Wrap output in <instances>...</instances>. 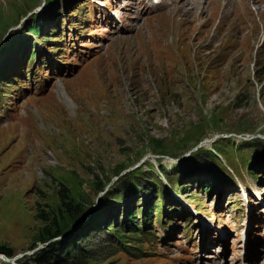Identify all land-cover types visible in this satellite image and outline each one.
<instances>
[{"label": "rangeland", "instance_id": "374dc122", "mask_svg": "<svg viewBox=\"0 0 264 264\" xmlns=\"http://www.w3.org/2000/svg\"><path fill=\"white\" fill-rule=\"evenodd\" d=\"M73 1L0 0V56L6 40L13 37L15 45L6 43L10 62L0 67V246L22 264L48 240L75 242L70 227L81 212L71 220L62 199L85 207V220L95 214L106 228V215L94 211L110 202L109 192L118 205L109 233L118 228L130 239L120 225L127 215L116 182L141 170L156 173L177 198L166 202L174 212L163 226L152 224L157 239L167 238L159 242L144 232L116 249L100 230L77 252L74 244L63 264H264V151L255 180L243 165L252 150L239 149L243 139L264 141V0H171V7L163 0L160 10L133 22L136 4L128 10L122 0H103L119 6L117 22L126 26L119 32L104 25V7L91 25L84 1ZM43 18L30 43L20 45L26 27ZM32 45L47 57L39 81L24 77ZM216 140L227 149L216 153L222 163L233 160L241 174L229 168L233 180L223 173L225 180L217 178L208 192L187 181L191 197H184L159 164L170 172L198 148L212 150ZM184 203L192 215L175 212ZM44 217L65 232L40 241L49 226Z\"/></svg>", "mask_w": 264, "mask_h": 264}, {"label": "trees", "instance_id": "16d2710c", "mask_svg": "<svg viewBox=\"0 0 264 264\" xmlns=\"http://www.w3.org/2000/svg\"><path fill=\"white\" fill-rule=\"evenodd\" d=\"M54 1V0H53ZM66 1V0H65ZM56 4V3H55ZM57 6V5H56ZM58 9L50 10L48 13V18L50 19L52 15H54V12H56ZM58 12V11H57ZM47 22L45 18H43L42 21H40L39 24H35V22H31L26 28L27 33H24L20 39L19 44L21 45V42L23 41L28 45L30 43V36L29 35H35L38 32L39 27L41 26V23ZM56 29V30H55ZM51 32H54V35L52 37L58 36V28L55 27ZM7 37V36H6ZM19 37V36H18ZM36 40V38H34ZM13 45L14 38L11 37L4 43V49L1 51L3 56V60L0 62V67H5L10 62V58L8 59L7 53L9 51L8 47L6 46ZM18 44V45H19ZM17 45V46H18ZM25 46V47H26ZM15 48V45H13ZM0 56V57H1ZM33 54H30V58H33ZM5 58V59H4ZM13 60V59H12ZM16 61V58L13 62ZM0 69V73H1ZM1 80V79H0ZM3 80V79H2ZM216 144H213L212 150L208 148H198L196 151L190 153L186 158L178 160L174 164V168L167 172L163 169L161 164H159V169L161 172H164V176L166 181L170 184H176L178 186L177 190L180 194H184V197L190 198V190L187 186L189 183V186L191 184L197 185L201 190L203 191H210L215 187V183L217 181V178L224 179V176L221 175L223 173H226L229 177H227L229 180L232 179V173L241 174V167L235 166L233 163V160L229 159L225 161L226 165L222 163V160L220 156L218 157L216 153H219L220 155H224L226 153V150L224 148L223 142L216 140ZM240 148H248L252 150L253 155L251 157V154L247 153L245 155V158L243 159V165L247 168V173L249 176H251L253 179L258 178V174L256 173V163L259 161L260 158L258 157L259 154L263 153L264 151V141L260 140L258 138H250V139H243L240 140ZM256 152V153H255ZM156 155L163 154L161 152H153ZM225 158V157H224ZM158 161H160V158H157ZM246 160L248 161L247 164ZM253 165H252V164ZM255 163V164H254ZM227 166V168H226ZM229 168H231L232 173H229ZM206 170L208 171L205 176H199L197 177L194 173L195 170ZM141 172V170H140ZM139 171L134 173V177L129 175V173H125L122 177L118 178V181L116 182V191L118 193V200L120 202H123V207L126 208V220L120 224L123 225L124 229L129 230V232L132 233V237L137 235H144V232L147 234H152L151 236L154 237V239H157V236L154 232V227H152V224L154 222V219H157L159 224L162 225L163 219L174 212L173 209L170 207L167 208L165 206L166 202H174L177 199L175 196L168 190L165 183L162 181L159 176L155 173L154 176H144V172L140 173ZM222 180V179H221ZM189 182L188 184H185L186 182ZM105 186V185H104ZM104 186H102L104 188ZM111 193L109 192L106 195V200H109V203H103L94 213H104L106 215V228L100 227L97 225L95 214L90 215L86 218V220L77 228H75L72 233H74L72 239L75 240L72 243L69 240H63V239H52L48 240L49 238H53L57 235H61V233L65 231H61L59 226L57 224H54L53 217H44V221H46V224L49 226H46L45 229L41 231V236L38 238L40 241H47L44 246L36 249L31 254L24 256L19 261L22 264H63L66 256L68 255L69 251L72 250V247L76 248L77 250L80 249L82 245H86L91 238H93L94 233H98L100 230L104 231L106 236L112 237V241L115 243L116 249L121 248H128L130 245V239H126V236L120 232V229L113 230V235L110 232L111 223H108L109 220H113V217L115 215V210L117 209L118 205L113 200V197L111 196ZM189 195V196H188ZM110 197V198H109ZM70 199L67 200L62 199L61 205L63 206L64 212H66L71 220L76 217L80 212V215L77 219H73V222L71 223V226L73 223H75L76 220L81 219L85 216L86 208H81L79 206H72L70 203ZM233 203L237 208L238 204L235 201H230ZM139 204V205H138ZM117 205V206H116ZM134 205V206H133ZM196 208V207H195ZM109 210L110 213H105L106 210ZM83 210V211H82ZM182 211V207L175 206V212L176 211ZM189 214V213H188ZM190 215V214H189ZM155 217V218H154ZM116 221V220H114ZM111 222V221H110ZM118 222V221H116ZM119 223V222H118ZM76 224V223H75ZM74 224V225H75ZM169 224V223H168ZM73 225V226H74ZM146 228H149V230H146ZM151 229V230H150ZM187 229L188 224H187ZM187 229L185 230L184 236H187ZM71 233V234H72ZM70 237V236H69ZM167 237V233H166ZM95 239V238H93ZM158 240V239H157ZM0 253H3L6 256H11L13 254L12 250H10L7 247L0 246ZM0 264H11L7 261L0 260Z\"/></svg>", "mask_w": 264, "mask_h": 264}, {"label": "water", "instance_id": "95a60500", "mask_svg": "<svg viewBox=\"0 0 264 264\" xmlns=\"http://www.w3.org/2000/svg\"><path fill=\"white\" fill-rule=\"evenodd\" d=\"M15 258H16L15 256L8 257V256L4 255L3 253H0V260L7 261V262H10L12 264H20V263H17V262L14 261Z\"/></svg>", "mask_w": 264, "mask_h": 264}, {"label": "bare ground", "instance_id": "6f19581e", "mask_svg": "<svg viewBox=\"0 0 264 264\" xmlns=\"http://www.w3.org/2000/svg\"><path fill=\"white\" fill-rule=\"evenodd\" d=\"M179 1H182V0H179ZM152 16H154V15H152ZM69 23H70V21H68ZM88 207H89V205H88ZM91 208V207H90ZM88 211V210H87ZM90 211V210H89ZM87 213V212H86ZM85 217L86 216H84V217H82L81 219H79V220H76L75 221V225L74 226H71L70 228H72L73 230L75 229V228H77L84 220H85ZM71 230V229H70ZM73 230H71V231H73Z\"/></svg>", "mask_w": 264, "mask_h": 264}]
</instances>
